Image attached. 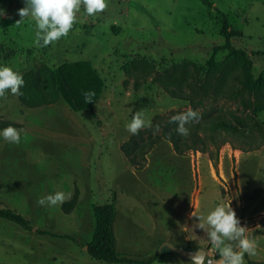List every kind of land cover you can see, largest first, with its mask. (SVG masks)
Here are the masks:
<instances>
[{"label":"rangeland","instance_id":"1","mask_svg":"<svg viewBox=\"0 0 264 264\" xmlns=\"http://www.w3.org/2000/svg\"><path fill=\"white\" fill-rule=\"evenodd\" d=\"M209 2L105 0L94 16L82 4L68 34L40 47L33 18L17 13L24 0H0V65L23 78L41 66L87 61L103 84L93 107L81 112L62 99L28 108L8 90L0 97V123L16 125L21 136L19 144L0 138V210L32 227L0 219V264H106L83 248L94 230L93 207L101 204L113 207L119 254L146 258L158 251L151 264H192L159 248L168 242L204 249V264H216L218 251L200 217L228 203L256 245L245 264H264V0ZM219 11L240 32L230 43L246 57L213 55L224 43ZM189 108L199 119L185 125L177 152L163 134H176L171 118ZM136 111L151 125L133 135L126 125ZM218 121L236 134L204 128ZM75 189L76 203L66 211L62 204ZM57 191L70 198L37 203ZM36 229L73 236L84 246Z\"/></svg>","mask_w":264,"mask_h":264},{"label":"trees","instance_id":"2","mask_svg":"<svg viewBox=\"0 0 264 264\" xmlns=\"http://www.w3.org/2000/svg\"><path fill=\"white\" fill-rule=\"evenodd\" d=\"M202 3L206 6H211L209 0H202ZM218 13L221 16L220 35L224 38V43L213 49V55L220 50H225L231 56L240 58L246 57L244 51L236 49L230 43L232 38L241 36L240 32L231 30L225 15L220 11ZM23 80L24 85L20 89L22 94L17 95V98L21 105L28 108L54 105L59 99H62L72 111H86L91 109L96 103L103 88L100 77L87 61L66 62L58 66L55 70L46 66H41L35 72L24 75ZM242 82L245 88L258 90L259 86L257 83L255 84L254 82L247 81ZM87 92L94 93L91 97L92 101L88 103L85 102L84 95ZM261 108L264 109V105ZM9 125L17 128L16 125L3 121L0 123V129ZM204 128H207L211 132L222 131L226 134H236V130L232 125L222 121L211 123ZM197 129L201 130L202 128ZM163 135L166 140L172 143L175 151H182L181 147L183 144L179 143V138L183 135L178 134L177 131L176 134L175 132L168 131L164 132ZM190 136L194 137L191 142V147H196L195 145L198 140V135L191 132ZM155 143L156 139L155 141H148L147 148L152 147ZM123 147H125V145ZM147 148L145 151H142L143 155L147 153ZM126 152L128 151L126 150ZM77 195L78 193L75 189L73 198L70 201L63 203L62 208L66 211L72 209L76 203ZM93 216L95 224L92 238L90 242L85 245L86 253L91 259L106 264H151L161 256V252L158 251L146 258H133L119 254L115 250V238L113 233L114 212L112 205H95L93 207ZM0 219L11 222L25 231H32L29 221L13 211L7 209L0 210ZM34 231L41 236L64 239L71 241L79 247L84 246L70 235L58 234L39 229Z\"/></svg>","mask_w":264,"mask_h":264},{"label":"clouds","instance_id":"3","mask_svg":"<svg viewBox=\"0 0 264 264\" xmlns=\"http://www.w3.org/2000/svg\"><path fill=\"white\" fill-rule=\"evenodd\" d=\"M24 4L25 6L18 9L17 13L21 19L29 16L33 18L36 27L35 43L40 47H46L68 34L73 27L75 13L80 10L82 4L89 16H94L106 7L105 0H24ZM4 15V9L0 8V17ZM23 85L24 80L18 72L8 66L0 65V97L5 96V90L14 95H21L20 89ZM84 95L85 102L88 103L92 101L91 97L94 93L87 92ZM194 119H199V114L191 108L171 118L176 122L177 133L184 136L188 134L185 125ZM150 125L151 122L146 120L141 112L136 111L131 115L126 129L135 135L138 130ZM0 138L11 144H19L21 141L19 131L11 125L0 129ZM69 198L70 193L57 191L40 198L37 203L44 205L47 201L49 206H55ZM194 216L198 215L194 214ZM200 218L203 221L200 227L209 228V242L218 251L219 259L216 264H245V254H255L256 245L247 235L248 228L241 226L229 203L215 206L205 217ZM191 261L192 264H204L203 250L198 249L192 255ZM208 264L211 262L209 261Z\"/></svg>","mask_w":264,"mask_h":264},{"label":"water","instance_id":"4","mask_svg":"<svg viewBox=\"0 0 264 264\" xmlns=\"http://www.w3.org/2000/svg\"><path fill=\"white\" fill-rule=\"evenodd\" d=\"M83 248L86 250V246ZM159 248H167L169 251H171V252L177 254L178 256H180L181 258H183L185 260H189V261H191L192 255L198 250V249L187 250V249H184L181 247L174 246L173 244L168 243V242L162 243ZM199 249H201V248H199ZM202 250L204 252V257H205L206 251L204 249H202Z\"/></svg>","mask_w":264,"mask_h":264}]
</instances>
